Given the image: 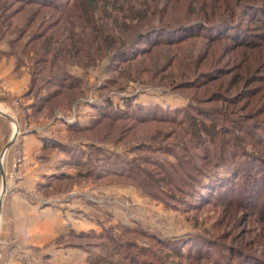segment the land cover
<instances>
[{"label":"rangeland","instance_id":"374dc122","mask_svg":"<svg viewBox=\"0 0 264 264\" xmlns=\"http://www.w3.org/2000/svg\"><path fill=\"white\" fill-rule=\"evenodd\" d=\"M30 1L0 0V111L21 120L18 111L31 109L37 121L65 125L57 140L46 141L71 156L77 174L49 192L89 183L80 198L96 212V229L71 240L80 249L77 264H264L259 187L243 199L210 197L215 189H206L217 171L211 154L231 135L223 124L244 119L248 128H264V23L241 21L246 2L258 1L212 3L218 14L210 19L239 20L250 47L199 36L176 46L139 44L140 54L124 63L115 56L120 45L148 28L202 21L212 0ZM206 75L216 81L199 80ZM211 118L219 122L215 130ZM10 120L0 114V150L9 143ZM191 121H203L206 131L191 136ZM252 132L233 137L263 153L264 134L258 142ZM22 161L20 154L13 167Z\"/></svg>","mask_w":264,"mask_h":264},{"label":"crops","instance_id":"0c3cea01","mask_svg":"<svg viewBox=\"0 0 264 264\" xmlns=\"http://www.w3.org/2000/svg\"><path fill=\"white\" fill-rule=\"evenodd\" d=\"M10 90L16 94L22 89ZM5 104L0 101V107ZM30 112L18 111L21 120L11 116L14 121L10 120L12 133L7 142H13L0 150L6 158L0 188L4 180L7 188L0 209V264H77L81 253L78 243L71 240L96 229L94 204L87 197L80 198L91 186L83 182L72 192H49L56 182L75 177L77 172L65 150L46 144V139L57 140L65 125L55 118L37 121ZM83 117L81 123L88 125V117ZM20 154L23 161L15 169Z\"/></svg>","mask_w":264,"mask_h":264},{"label":"trees","instance_id":"16d2710c","mask_svg":"<svg viewBox=\"0 0 264 264\" xmlns=\"http://www.w3.org/2000/svg\"><path fill=\"white\" fill-rule=\"evenodd\" d=\"M33 1L40 5L43 4L46 5L45 2L46 0H33ZM257 1L258 2L254 4L250 3L249 1L246 2L247 6L245 7L244 15L247 17H245L246 19L243 20L240 19L241 21L250 20L251 22L258 21L260 23H264V4L263 3L261 4L259 0ZM208 3H210V1ZM212 3H214V0H212V2L210 3L213 6ZM212 6L210 7V9L207 8L208 11L207 10L202 11L205 16V19L203 18L202 21L199 20L189 21V23L185 22L179 26H175V27L167 26V27H161V29H156V27H153L151 29L148 28L147 31L145 32L142 31L137 33L134 41L126 45L122 44L120 45L119 48L115 50V54H116L115 56H117V58L119 59L117 62L124 63L126 61H130L131 59H134L142 51L139 47V44H146L148 46H153V47L176 46L182 44L183 42L191 38H195L199 36L204 37L205 39L212 42L218 41L220 39H228V40L231 39L233 40V43L237 44V46L250 47L253 41H249L246 37H243L246 36V31L242 29L241 27L242 25H240V21L231 18H225L223 17V15L221 17L219 16V18L215 17L216 19L215 18L210 19L211 15L214 16L215 14L216 16V14H218L213 10V8H216L217 10V7L215 6L212 7ZM219 9L224 11L223 4L220 5ZM136 39L138 41H135ZM188 71L191 72L190 69H188ZM199 80H201L202 82L206 80H210L206 84H210L216 81V79L211 80V76L209 75H206L205 79L201 78ZM200 114H203V112H201ZM218 115L225 116V114L223 113L220 114L218 113ZM215 118H219V117H215ZM215 118H211L210 120V125H212V127L214 126V129L211 127V129L213 130H215L216 126L217 127L219 126V122ZM229 122L231 124V127L225 125L224 123L222 128L226 126L227 129H230L229 131H227L225 135L226 136L228 134L231 135L228 137V140L227 139L223 140L222 143H220V145L222 144L221 147L220 145L217 146L219 148V149L217 148L218 150L216 149L215 152L214 153L212 152L211 154L212 155L211 157H213L211 164L212 168L216 169L217 171L222 170L224 172L221 174L215 171L214 176L212 175L209 176L210 180L207 179L209 184L208 186H206V189L212 190V188L214 187L215 191H213L210 197L220 196L225 198L230 193H232V194H238V197L243 199V197L249 198V196H251L254 190L253 187L257 185V187L259 188L255 194L256 195L255 198L257 200L256 203H259L260 200L264 202V159H262L264 156L262 157L261 155V154L264 155V152L261 153L260 150L254 148L250 144H247L246 142H244V140L241 141L239 137H238L239 142L236 140L235 136L233 137V135H235L234 132L245 133L250 136L253 130V132H255V133L252 132L253 136L257 138L258 142H262V138H263L262 134H264V128L262 124L257 125L255 127L251 125L252 127L250 126V128H248L247 127L248 122H246V120L244 119L243 120L233 119V120H229ZM203 123H204L203 121L199 122V124L195 123V121H191V124L189 126L190 129L193 128V130L190 131L191 136L201 133L199 132L200 130L206 131L204 129L207 128L204 127ZM69 127L71 131L82 130L75 125H70ZM208 133L212 134V131H208ZM231 143L234 146L232 149H229ZM46 144H49L50 146L53 147H57V144L52 141H46ZM262 146L264 148L263 142H262ZM231 152H233V154H231ZM73 158L74 157L72 156V159ZM76 161L77 163L79 162L78 163L79 165H81V161L79 160V158ZM227 161H229L230 163H226ZM260 168H262V170H260ZM257 170L258 173L256 175L255 172ZM244 185L245 187H243ZM230 203L233 202L228 201V204ZM261 212L263 213L262 216L264 218V206L262 207Z\"/></svg>","mask_w":264,"mask_h":264},{"label":"water","instance_id":"95a60500","mask_svg":"<svg viewBox=\"0 0 264 264\" xmlns=\"http://www.w3.org/2000/svg\"><path fill=\"white\" fill-rule=\"evenodd\" d=\"M0 114H1V115H4L5 117H7V118H9V119H11V120H13L12 117H10L9 115H7L6 113H4V112H2V111H0ZM17 134H18V132L15 133V135H14V137H13L14 139H15V137L17 136ZM14 139H13V140H14ZM12 142H13V141H11L10 143H8L6 149L9 148V147L11 146ZM2 174H4L3 170H2ZM4 186H5V181H4ZM4 190H5V187H4ZM2 200H3V197L1 196V197H0V209H1V205H2Z\"/></svg>","mask_w":264,"mask_h":264},{"label":"built area","instance_id":"2783aa9c","mask_svg":"<svg viewBox=\"0 0 264 264\" xmlns=\"http://www.w3.org/2000/svg\"><path fill=\"white\" fill-rule=\"evenodd\" d=\"M56 117L59 118V119H62V118H63V119H67V118L64 117L63 115H56ZM67 120H68V119H67Z\"/></svg>","mask_w":264,"mask_h":264}]
</instances>
